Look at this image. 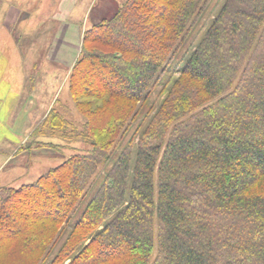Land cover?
I'll return each instance as SVG.
<instances>
[{
  "label": "trees",
  "instance_id": "obj_1",
  "mask_svg": "<svg viewBox=\"0 0 264 264\" xmlns=\"http://www.w3.org/2000/svg\"><path fill=\"white\" fill-rule=\"evenodd\" d=\"M62 85L81 120L57 95L34 134L82 148L0 185V264H264V0H125Z\"/></svg>",
  "mask_w": 264,
  "mask_h": 264
},
{
  "label": "rangeland",
  "instance_id": "obj_2",
  "mask_svg": "<svg viewBox=\"0 0 264 264\" xmlns=\"http://www.w3.org/2000/svg\"><path fill=\"white\" fill-rule=\"evenodd\" d=\"M10 1L14 7H10L11 4L7 0L0 1V25H5L9 30L18 25L24 17L17 16L19 3L23 7L24 0ZM87 1L81 0L80 4L75 6L73 15L78 17H73V22L80 23L82 19H87V23L91 24L109 19L125 2L93 0V4L88 5ZM44 3L47 8L52 4L58 5L60 0H32V11L41 9ZM60 17L62 18L61 14L58 18ZM40 18H43L42 15ZM33 23L35 26L23 27V36L17 38L18 53L11 49L5 38L2 39L4 45L0 47V185L3 187L17 188L32 183L48 169L74 154L75 149L82 148L80 144H69L75 149L68 148V142L49 134H34L35 128L52 107L57 95L60 100L63 96L62 102L67 104L69 111L64 113L57 108L66 117L76 114L68 96L64 97L66 94L59 92L72 67L73 59L77 57L76 45H80V40L78 37L70 41L67 37L73 36L74 32L67 34L68 28L58 19L47 21L35 32L34 28H31L40 22ZM14 31L16 36L19 31ZM67 42H73L74 45L72 61L70 53L67 52ZM75 116L79 118V115ZM52 211L55 210L51 207L43 209L45 213ZM68 263L69 261H65L64 264Z\"/></svg>",
  "mask_w": 264,
  "mask_h": 264
},
{
  "label": "crops",
  "instance_id": "obj_3",
  "mask_svg": "<svg viewBox=\"0 0 264 264\" xmlns=\"http://www.w3.org/2000/svg\"><path fill=\"white\" fill-rule=\"evenodd\" d=\"M80 1L81 0H60V3L57 5V4H52L51 7H47L46 8V4L44 3V5L41 7V9L37 10L36 14L39 15H42V17H48L47 15H50L52 14V12L54 11L53 15L51 18H49L48 20H45L44 21H52L53 19L54 20H59L62 22V25L66 26V28H68V31L67 34L69 33V35L72 34V31L74 32V35L71 37H67L68 39H70V41H74L75 38H78L79 37V40H80V45H81V37H82V34H83V31L84 29L87 27L88 23H87V19H82V21L79 23V22H73L72 18L73 17H78V16H74L73 13L76 11L75 10V6L76 5H79L80 4ZM93 0H88V5H91L93 4L92 2ZM21 4V3H19ZM20 6V5H19ZM56 7V8H55ZM53 8V10H49ZM55 9V10H54ZM46 16H45V15ZM61 14L62 18H58V16ZM20 15H22V12L21 10L17 9V16L20 17ZM73 15V16H72ZM87 15V13H86ZM67 44V52L70 53V59L72 61V59L74 58V56H72V51H73V48H74V45H73V42H68L66 43ZM80 45H76V50H78L77 52V57H78V54H79V51H80ZM77 57H75V59H73L72 61V65L74 63V61L77 59Z\"/></svg>",
  "mask_w": 264,
  "mask_h": 264
}]
</instances>
